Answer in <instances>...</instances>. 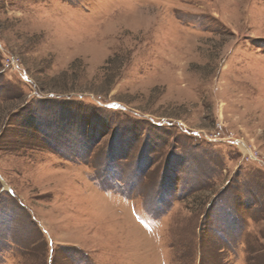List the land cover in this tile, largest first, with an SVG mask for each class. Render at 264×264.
Masks as SVG:
<instances>
[{"label": "rangeland", "instance_id": "rangeland-1", "mask_svg": "<svg viewBox=\"0 0 264 264\" xmlns=\"http://www.w3.org/2000/svg\"><path fill=\"white\" fill-rule=\"evenodd\" d=\"M0 264H264V0H0Z\"/></svg>", "mask_w": 264, "mask_h": 264}, {"label": "built area", "instance_id": "built-area-1", "mask_svg": "<svg viewBox=\"0 0 264 264\" xmlns=\"http://www.w3.org/2000/svg\"><path fill=\"white\" fill-rule=\"evenodd\" d=\"M12 61H14V59L12 58Z\"/></svg>", "mask_w": 264, "mask_h": 264}]
</instances>
